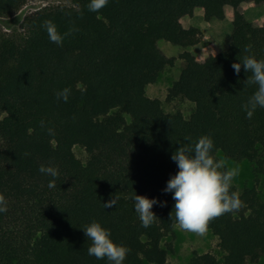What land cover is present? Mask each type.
<instances>
[{
	"label": "trees",
	"instance_id": "trees-1",
	"mask_svg": "<svg viewBox=\"0 0 264 264\" xmlns=\"http://www.w3.org/2000/svg\"><path fill=\"white\" fill-rule=\"evenodd\" d=\"M29 1L0 0V17L15 15ZM249 2L264 5L109 0L92 12L90 0H73V7L30 15L21 32L0 28V194L8 208L0 213V264H112L88 255L92 242L83 229L93 222L129 249L123 264H166L169 250L162 243L175 228L176 202L164 189L179 171L171 157L203 136L213 140L215 158L253 163L255 175L264 178V108L247 118L243 105L257 86L246 84L251 73L243 65L238 75L232 67L245 56L264 60V27L237 10ZM227 6L234 9L233 49L200 63L188 50L202 33L179 20L197 8L206 22L223 20ZM47 20L61 35L75 31L57 45L43 26ZM161 41L179 47L178 58L166 57ZM178 59L184 65L167 100L193 103L188 117L166 114L160 100L146 95ZM65 88L67 102L57 97ZM76 146L87 152L85 164ZM41 165L55 167L58 177L41 173ZM136 195L157 200L151 209L157 218L148 228L135 210ZM115 198L116 205L104 207ZM240 198L241 209L208 229L223 259L194 255L189 264H264V200L256 187Z\"/></svg>",
	"mask_w": 264,
	"mask_h": 264
},
{
	"label": "clouds",
	"instance_id": "clouds-1",
	"mask_svg": "<svg viewBox=\"0 0 264 264\" xmlns=\"http://www.w3.org/2000/svg\"><path fill=\"white\" fill-rule=\"evenodd\" d=\"M108 2L109 0H90L88 8L92 12H98ZM43 26L50 41L57 45H62L65 36L75 31V29H70L69 32L61 35L51 20L45 21ZM250 50L251 45L245 49V51ZM242 65L247 73H251L246 84L257 86L256 91L243 105L247 118L251 119L257 108H264V60H257L254 56H245L242 62L232 65L237 75ZM69 94L70 89L65 88L57 94V97L67 102ZM41 127H43V121ZM48 132L50 135L53 134L52 129ZM213 149L214 142L208 136L199 138L194 147L177 149L171 158L177 163L179 171L168 181L164 189L165 192L174 193L173 199L176 203L173 211L175 216L173 226L199 236L207 234L210 223L214 219L243 207L240 193L231 191L232 181L237 171L235 169L222 171L225 168V162L214 157ZM39 171L53 178L59 175L58 170L51 166L41 165ZM48 187H55V179L49 182ZM134 199L135 210L139 214L142 226L150 227L157 218L151 211L157 200L140 195H136ZM116 204L117 199L115 198L104 204V207L109 208ZM7 210L6 198L0 194V213ZM83 230L88 240L92 242L87 250L88 255L97 259L107 258L112 264H123L129 249L116 244L110 238L109 230L97 222L91 223Z\"/></svg>",
	"mask_w": 264,
	"mask_h": 264
},
{
	"label": "rangeland",
	"instance_id": "rangeland-1",
	"mask_svg": "<svg viewBox=\"0 0 264 264\" xmlns=\"http://www.w3.org/2000/svg\"><path fill=\"white\" fill-rule=\"evenodd\" d=\"M53 7H73V0H31L18 13L9 17H0V28L10 34L12 32H21L23 23L27 17L36 12ZM195 17H193V26L202 28L205 23L203 10L199 9ZM186 18L188 16H185ZM181 17L179 23L181 26H187V19ZM245 18L251 21L254 18L259 19V23L264 27V5H260L257 9L248 13ZM219 28L211 27L206 30V34L202 35V40L196 47L190 48L188 51L193 55L201 54L200 59L206 57L205 62L215 58L219 53L224 51H231L233 45L231 43L232 23L229 21L219 22ZM159 48L163 54L168 58H178L182 50L167 42H159ZM204 62V63H205ZM184 62L177 60L173 67H166L160 74L156 83L150 85L146 89L147 97L151 99H158L161 101L162 109L166 114H175L180 112L184 117H188L194 109V104L188 101L175 100L169 102L167 100V92L171 85L178 79ZM75 156L82 162L86 163L88 154L84 148L76 146L73 149ZM217 160L225 162V168L222 171L235 169L237 175L232 181V187L237 192L242 193L246 188H253L259 192L260 197L264 200V178L258 177L254 173V164L250 162L236 163L227 160L222 154L217 155ZM169 195L173 197L174 193ZM163 248L168 249V257L166 264H189L194 255L211 254L218 260H222L224 252L219 247V240L212 232L207 231L204 236H199L191 232L174 228L172 233L163 240Z\"/></svg>",
	"mask_w": 264,
	"mask_h": 264
},
{
	"label": "crops",
	"instance_id": "crops-1",
	"mask_svg": "<svg viewBox=\"0 0 264 264\" xmlns=\"http://www.w3.org/2000/svg\"><path fill=\"white\" fill-rule=\"evenodd\" d=\"M258 6H260V5H256L253 2L243 3V4L238 6L237 10H238V12H240L245 17L248 13H250L251 11L257 9ZM199 9L203 10V8H197L195 10V12H194L193 17H195L197 12L200 11ZM203 16H204V10H203ZM193 17H187V18L185 17L187 19L188 25L186 27L183 26L184 28H191V27L197 28V27L192 25L193 24L192 23L193 22ZM233 18H234V9L232 7H228L227 6V7H225L224 18H223V20H219V22L229 21L230 23H232L233 22ZM215 21L216 20H212L210 22H206L205 21V23H204L205 26H203L202 28H197V29H200L202 35H204L207 32L206 30H210L211 27H214V28H219L220 27V24H214V23H216ZM249 22L252 23L254 27H260V28L263 27V26L260 25L259 19H257V18H254V19H252ZM194 56L196 57L197 61L200 62V63H204L205 62L204 60H206V57H203L204 59H200L199 58V56H201V54H198V56H197V53H196Z\"/></svg>",
	"mask_w": 264,
	"mask_h": 264
}]
</instances>
